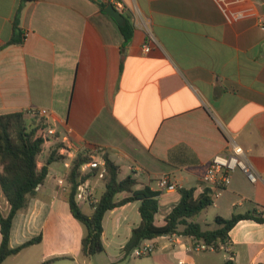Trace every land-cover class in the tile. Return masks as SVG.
<instances>
[{"label":"crops","instance_id":"crops-1","mask_svg":"<svg viewBox=\"0 0 264 264\" xmlns=\"http://www.w3.org/2000/svg\"><path fill=\"white\" fill-rule=\"evenodd\" d=\"M121 1L135 25L125 48L117 22L95 0H0V115L22 112L32 125L27 112L45 108L59 133H70L72 147L88 154L102 147L120 165V179L133 175L135 189L161 192L157 226L180 203V188H194L198 197L209 189L204 176L213 157L241 146L258 181L237 169L213 194L212 212L202 213L230 219L264 210V0ZM16 25L26 38L9 44ZM46 149L39 169L50 156ZM69 171L63 162L49 165L45 183L14 218L10 244L40 235L42 241L2 264H132L124 249L141 224L140 202L106 214L108 260L88 258L81 246L87 232L58 185ZM164 177L178 190L161 191ZM0 208L5 216L10 211L1 187ZM115 241L112 250L107 243ZM142 245L154 248L145 264H225L230 253L235 264H264V224L238 222L219 250L177 234Z\"/></svg>","mask_w":264,"mask_h":264},{"label":"trees","instance_id":"trees-1","mask_svg":"<svg viewBox=\"0 0 264 264\" xmlns=\"http://www.w3.org/2000/svg\"><path fill=\"white\" fill-rule=\"evenodd\" d=\"M109 3H99L102 11ZM125 17V16H124ZM123 36V48L131 43L135 35V25L125 17L124 23L118 25ZM26 35L15 26V33L9 44L22 43ZM36 128L27 123L22 112L0 115V187L10 205V211L5 216L0 208V229L2 244L0 248V264L8 257L21 252L23 249L39 244L42 236L31 239L23 245L12 248L11 232L15 216L25 209L29 199L34 197L37 189L43 185L49 174V165L54 162H63L65 156L52 152L46 164L39 169L38 157L43 152V140L36 137ZM104 159L107 167L105 191L91 215L86 214L76 200L77 188L80 183L79 170L81 166L92 160L91 156L80 153L74 160L72 168L68 173V191L66 192L72 216L82 223L87 230L82 239V252L92 258L105 251L103 243L104 218L106 214L118 207L132 202H140L139 212L141 224L132 231L131 238L125 245L126 257H130L135 249L140 247L146 240H153L163 236L181 235L201 241L206 248L220 249L221 245H228L229 232L242 220H253L264 224V216L257 211L246 213H234L232 218L223 219L216 217L217 228L204 229L202 225L193 219L213 205V197L209 189H206L198 197L195 189L180 188V203L166 217L165 225L157 226L156 215L159 212L160 191H154L149 186L135 189L138 180L129 175L120 179L121 167L105 153ZM98 169L83 179L94 178ZM130 195L121 201L116 200L120 193ZM55 260H49L42 264H52ZM235 254L230 253L225 264H235Z\"/></svg>","mask_w":264,"mask_h":264},{"label":"built area","instance_id":"built-area-1","mask_svg":"<svg viewBox=\"0 0 264 264\" xmlns=\"http://www.w3.org/2000/svg\"><path fill=\"white\" fill-rule=\"evenodd\" d=\"M113 5L121 13H124L126 10V5L121 0H116L113 2ZM143 49L146 53H149L151 47L149 44H146ZM27 114L33 120V128H36L37 130L36 137L43 140V148L46 149L49 147V150L53 148L58 154L65 156L63 163L69 170L72 168L74 160L80 153L91 156L92 160L83 164L79 170L80 183L77 188L76 200L77 202L88 204L94 209L99 198L96 197L95 189L91 183L93 178L88 180H84L83 178L97 169L99 171L94 178H99L101 180L105 178L107 174V167L104 159L106 153L105 150L102 147H94L90 154H88L84 147H72L70 133L66 132L61 135L50 121V111L45 108L30 110ZM237 169L242 170L247 175L250 182L256 183L258 181V175L248 162L241 146H233L230 152L226 154H218L213 157L204 176V182L207 184L212 197L217 191L229 186L231 183V175ZM67 177L68 175L58 178V185L64 191H68L69 188ZM159 188L161 191L178 190L177 186L171 183L170 179L167 177L160 180ZM258 213H261L264 216V210L259 211ZM153 251L154 248L152 246L141 245L135 249L133 253L139 257H143L150 255Z\"/></svg>","mask_w":264,"mask_h":264},{"label":"rangeland","instance_id":"rangeland-1","mask_svg":"<svg viewBox=\"0 0 264 264\" xmlns=\"http://www.w3.org/2000/svg\"><path fill=\"white\" fill-rule=\"evenodd\" d=\"M45 150H47V149H44V151ZM49 151H50V155L52 154V152H56L53 148L51 150H49ZM60 164L61 163H59V165ZM126 176L127 175H126V170H125L123 172L121 178H124ZM95 182L97 183V188L95 190V195H96V197H99L105 190V183H104L103 180H100L99 178L95 179ZM87 206H89V205H87ZM87 206L86 207L83 206V210L86 211V212H90V209H89L90 207H87ZM212 208L213 207L209 208V211ZM210 212H212V210ZM196 219L199 222H202L203 224H205V223L208 224L209 226H207V227L211 228V229L214 228L215 225H216L215 216L213 215V213L204 212V213L196 216ZM76 222L78 224H80V226L83 228V230L86 233L87 232L86 227L82 223H80L79 221H76ZM65 226H66V228H68V223L67 222H65ZM107 246H112V250H115V248L113 246H119V245L115 241L114 243H110V244L107 243ZM96 256H97L96 260H100L101 262H106L108 260L106 254L102 253V254H99V256L98 255H96ZM147 258H148L147 256L141 258V257H137V256L133 255V256L128 257L126 259V261H131L132 264H145V263H147ZM65 262H67V261H65Z\"/></svg>","mask_w":264,"mask_h":264},{"label":"water","instance_id":"water-1","mask_svg":"<svg viewBox=\"0 0 264 264\" xmlns=\"http://www.w3.org/2000/svg\"><path fill=\"white\" fill-rule=\"evenodd\" d=\"M98 3H103V0H95ZM104 13L113 18L118 25H122L124 23L125 17L124 14L119 12L113 4H108L104 9Z\"/></svg>","mask_w":264,"mask_h":264}]
</instances>
